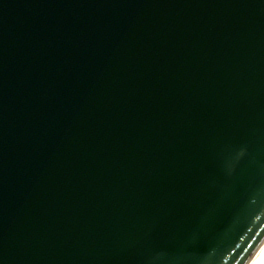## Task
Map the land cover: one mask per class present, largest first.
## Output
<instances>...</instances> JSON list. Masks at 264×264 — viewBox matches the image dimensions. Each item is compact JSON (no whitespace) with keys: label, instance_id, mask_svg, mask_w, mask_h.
<instances>
[{"label":"water","instance_id":"water-1","mask_svg":"<svg viewBox=\"0 0 264 264\" xmlns=\"http://www.w3.org/2000/svg\"><path fill=\"white\" fill-rule=\"evenodd\" d=\"M263 239L264 0H0V264Z\"/></svg>","mask_w":264,"mask_h":264},{"label":"bare ground","instance_id":"bare-ground-1","mask_svg":"<svg viewBox=\"0 0 264 264\" xmlns=\"http://www.w3.org/2000/svg\"><path fill=\"white\" fill-rule=\"evenodd\" d=\"M251 264H264V246L261 248Z\"/></svg>","mask_w":264,"mask_h":264}]
</instances>
